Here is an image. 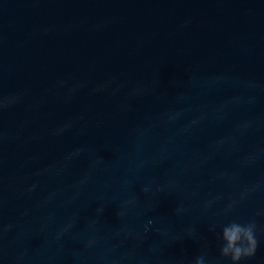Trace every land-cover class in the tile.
Returning <instances> with one entry per match:
<instances>
[{
  "label": "water",
  "instance_id": "water-1",
  "mask_svg": "<svg viewBox=\"0 0 264 264\" xmlns=\"http://www.w3.org/2000/svg\"><path fill=\"white\" fill-rule=\"evenodd\" d=\"M0 101V264H264V0H0Z\"/></svg>",
  "mask_w": 264,
  "mask_h": 264
},
{
  "label": "clouds",
  "instance_id": "clouds-1",
  "mask_svg": "<svg viewBox=\"0 0 264 264\" xmlns=\"http://www.w3.org/2000/svg\"><path fill=\"white\" fill-rule=\"evenodd\" d=\"M109 82H104L98 85V89L107 87ZM75 87V86H74ZM16 97L6 98V102L13 103L15 102ZM5 101H0V104H3ZM70 125L65 124L62 127L56 129L57 133L64 131L65 128ZM245 128L251 127V122H247L244 125ZM257 160V154L255 152H249L245 163L251 165ZM264 190V178H261L254 183L244 185L239 189V191L226 199L221 195L217 194L215 196L206 198L203 202L204 209L210 210L221 200H224L223 203V214L230 215L239 201L246 199L247 197L258 193L259 191ZM155 211L154 205L149 204L139 213H136V204L135 201H127L125 207L122 211V214L133 215L137 217H147V224L143 223L141 225L142 231H137L131 227H126V232L130 236H137L139 239H143L147 236L150 230L160 232L163 236L162 230L158 227V218L150 215ZM181 208H177L176 212H181ZM258 215L260 213H257ZM149 225L153 227L150 229ZM219 227V232L217 233L218 239L221 241L220 246V255L226 260L230 261V264H241L242 261L246 260L255 255L258 247L257 240V224L254 219H250L247 222H240L237 219H232L229 223L223 225L211 224L209 231L216 233L217 228ZM159 248V244H156L152 247L151 251L156 252ZM194 264H206L205 257L203 255L197 257L194 261Z\"/></svg>",
  "mask_w": 264,
  "mask_h": 264
}]
</instances>
